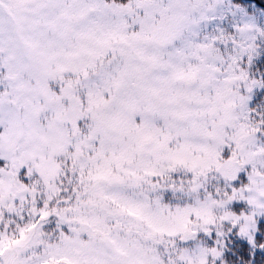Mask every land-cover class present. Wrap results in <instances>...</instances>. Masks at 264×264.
Here are the masks:
<instances>
[{
    "label": "snow or ice",
    "instance_id": "6c2138e0",
    "mask_svg": "<svg viewBox=\"0 0 264 264\" xmlns=\"http://www.w3.org/2000/svg\"><path fill=\"white\" fill-rule=\"evenodd\" d=\"M0 264H264V0H0Z\"/></svg>",
    "mask_w": 264,
    "mask_h": 264
}]
</instances>
